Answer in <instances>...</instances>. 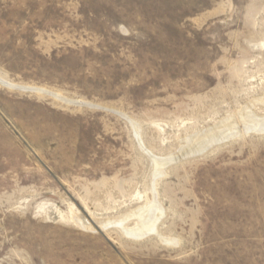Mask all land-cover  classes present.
I'll list each match as a JSON object with an SVG mask.
<instances>
[{"label": "rangeland", "instance_id": "374dc122", "mask_svg": "<svg viewBox=\"0 0 264 264\" xmlns=\"http://www.w3.org/2000/svg\"><path fill=\"white\" fill-rule=\"evenodd\" d=\"M262 99L264 0H0V264H264Z\"/></svg>", "mask_w": 264, "mask_h": 264}, {"label": "bare ground", "instance_id": "6f19581e", "mask_svg": "<svg viewBox=\"0 0 264 264\" xmlns=\"http://www.w3.org/2000/svg\"><path fill=\"white\" fill-rule=\"evenodd\" d=\"M260 102L264 103V99H262ZM253 107H254V104L253 105L250 104V105H248L246 108H244L242 110V112H241V122L240 123H242V125L244 126L245 131L249 132V130H257V129H259V131L262 132V131H264V120H258V118H256V114L253 111L254 110ZM220 124H221L220 126H218V127L216 126L217 127L216 128V132H213V133L210 134V137L212 136L215 140H219V138H222V136L225 133L228 134L231 131H237L238 130L237 122L233 118H228L223 123H220ZM210 131H212V130H210ZM202 132H201V134H202ZM188 140H189L190 144L194 141V139H192V138H189ZM205 145H206V143H205ZM196 150L197 149H195L194 151L190 152L188 155L195 154ZM163 161H164V158H163V160L161 158L160 159L154 158V167H153L154 168V175H156L158 172H161V170H164V166L162 165V163H164ZM132 215L136 216L138 218V222L139 223L137 225V228L136 229H132V230H128V231L124 230V231L129 236H132L134 238L135 237H143V236L148 235L150 233H156L157 232V229H156L157 228V224L159 223V221L162 218L163 210L158 205V203L154 202V203L149 204V205H147V206H145L143 208L138 209L137 211L133 212ZM132 215H129V216L132 217ZM123 222H124L123 220L122 221H118L120 226L123 225Z\"/></svg>", "mask_w": 264, "mask_h": 264}, {"label": "water", "instance_id": "95a60500", "mask_svg": "<svg viewBox=\"0 0 264 264\" xmlns=\"http://www.w3.org/2000/svg\"><path fill=\"white\" fill-rule=\"evenodd\" d=\"M50 94V93H49ZM197 155V154H196ZM193 157V156H195V155H181V156H178V157H176V158H173L172 160H170V162H169V164H168V166L169 165H172V164H174V163H176V162H179L180 160H182V159H184V158H188V157Z\"/></svg>", "mask_w": 264, "mask_h": 264}]
</instances>
